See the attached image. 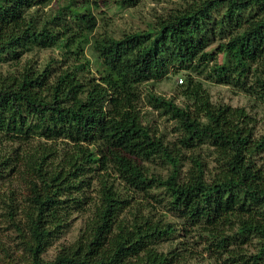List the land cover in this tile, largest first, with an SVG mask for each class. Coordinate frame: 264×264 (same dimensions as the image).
I'll return each instance as SVG.
<instances>
[{"label":"trees","instance_id":"obj_1","mask_svg":"<svg viewBox=\"0 0 264 264\" xmlns=\"http://www.w3.org/2000/svg\"><path fill=\"white\" fill-rule=\"evenodd\" d=\"M34 1L0 0V56L16 59L22 49L54 44L77 53L88 43L96 22L89 8L74 13L75 0H69L37 26L24 13ZM138 1L116 0L122 7ZM222 2L226 4L224 19L231 22L240 20L243 12L256 10L243 28L217 46L224 59L209 69L221 84H243L240 80L263 54L264 0H194L145 31L117 39L95 38L92 46L101 66L97 80L83 82L77 77L83 62L52 81L51 63L41 69L25 65L16 73H0L1 136L61 138L78 146L54 167L48 160L53 153L41 145L24 160L29 183L25 264H170L173 254L159 252L153 245L173 228L139 207L132 208L133 196L119 192L105 176L99 180L100 202L77 239L62 246L52 259L42 258L70 211L80 208V202L71 197L76 179L91 164L103 170L109 161L116 177L132 191L163 188L167 209L184 221L213 225L232 218L236 228L227 243L256 239V251L243 264H264V173L252 158L264 150V134L253 135L246 110L211 103L201 83L185 74L179 93L190 104L180 107L172 98L152 91L145 96L147 105L174 120L181 132L177 143L169 146L142 123L138 107L140 85L164 77L169 68L202 73V63L208 65L214 55L206 50L207 23ZM72 23L77 32L71 31ZM258 72L250 89L264 97V68ZM94 144L103 149L90 150L88 145ZM197 144L212 147L218 162L215 171L207 179L206 165L199 156L190 155L181 179V148ZM155 156L169 166L164 177L148 176L140 164ZM218 236L216 245L224 247L225 237Z\"/></svg>","mask_w":264,"mask_h":264},{"label":"rangeland","instance_id":"obj_2","mask_svg":"<svg viewBox=\"0 0 264 264\" xmlns=\"http://www.w3.org/2000/svg\"><path fill=\"white\" fill-rule=\"evenodd\" d=\"M193 2L194 0H139L132 7H122L117 4L116 0H75L74 13H84L89 8L96 19L94 29L88 35V43L82 44V49L74 53L58 44L44 47L32 46L26 50L22 49L16 59H11L12 56L8 55L0 56V73L2 75L16 73L25 65L41 69L46 63H51L49 80L52 81L65 70L73 72L75 66L83 62V68L76 71L77 77L83 82L90 78L97 80L101 66L92 46L95 38L111 36L117 39L128 33L145 31L155 27L159 21L169 17L177 10H183ZM68 3L69 0H35L29 8L24 10V13L27 18H33L39 26L57 9ZM225 8L226 4L223 2L217 5L207 23L208 44L206 50L214 51V55L210 58L208 65L202 63V73L172 67L164 77L144 82L139 87L141 100L138 107L141 121L156 136L160 137L164 144L172 146L173 143H177L181 132L174 120L148 106L145 96L149 91H152L165 98H172L175 104L180 107L190 104V101L179 93V84L185 82V74H190L194 80L201 83L211 103L244 108L252 118L253 135L264 134V97L257 96L250 89L254 77L258 76L260 74L258 71L264 68V47L261 58L251 64L246 78L240 80L244 82L243 84H221L211 77L209 72L212 64L220 63L224 59L217 46L225 42L231 33L243 28L256 13L255 9H251V14L243 12L240 20L231 22L224 19ZM77 29V25L72 23L71 31L77 32ZM180 79L182 83L179 82ZM37 145H41L42 148L53 153H50L48 157L52 163L51 167L60 164L66 153L74 152L78 147L61 138L48 140L35 135L6 138L0 135V161L4 160L5 162L0 165V264H25L24 260L28 253L24 244L25 210L29 205V183L28 175L25 174L24 160L28 154L34 152ZM88 148L95 152L103 149L99 144L88 145ZM181 154L183 157L181 179L185 178L190 164L188 159L190 155L199 156L202 163L206 165L205 177L207 179L214 173L218 164L209 144H197L192 149L181 148ZM252 158L254 164L264 173V150L256 153ZM140 164L148 176L155 174L164 177L169 170L168 164L159 156ZM90 166L92 167L84 169L82 175L76 179V189H71V197L80 202V208L70 211L65 225L54 233L41 254L43 259H52L62 246L74 242L84 229L85 223L91 218L95 207L100 202L98 192L99 180L102 178L100 176H105L125 196L132 195V208L139 207L143 213L150 214L155 220L170 224L173 228L172 232L153 245L159 252L173 254L170 264H243L247 257L256 251L258 245L254 238L246 241L242 239L244 242L236 240L227 243L236 228L232 218L213 225L203 222L191 224L167 209L168 195L163 188L153 186L143 193L132 191L116 177L111 161L103 170L95 167L96 164ZM218 235L225 237L224 247L216 245V241L219 239Z\"/></svg>","mask_w":264,"mask_h":264},{"label":"built area","instance_id":"obj_3","mask_svg":"<svg viewBox=\"0 0 264 264\" xmlns=\"http://www.w3.org/2000/svg\"><path fill=\"white\" fill-rule=\"evenodd\" d=\"M179 82L181 83V82H182V80L180 79V80H179Z\"/></svg>","mask_w":264,"mask_h":264}]
</instances>
